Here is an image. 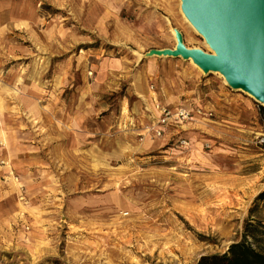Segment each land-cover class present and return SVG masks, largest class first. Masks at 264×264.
Wrapping results in <instances>:
<instances>
[{
    "label": "rangeland",
    "instance_id": "obj_1",
    "mask_svg": "<svg viewBox=\"0 0 264 264\" xmlns=\"http://www.w3.org/2000/svg\"><path fill=\"white\" fill-rule=\"evenodd\" d=\"M31 3L0 43V264H196L264 223V106L150 54L212 53L180 0ZM156 105L212 116L158 136Z\"/></svg>",
    "mask_w": 264,
    "mask_h": 264
},
{
    "label": "water",
    "instance_id": "obj_2",
    "mask_svg": "<svg viewBox=\"0 0 264 264\" xmlns=\"http://www.w3.org/2000/svg\"><path fill=\"white\" fill-rule=\"evenodd\" d=\"M181 12L211 54L190 50L175 31L173 50L150 54L191 60L203 73H219L235 90L264 106V0H180Z\"/></svg>",
    "mask_w": 264,
    "mask_h": 264
},
{
    "label": "trees",
    "instance_id": "obj_3",
    "mask_svg": "<svg viewBox=\"0 0 264 264\" xmlns=\"http://www.w3.org/2000/svg\"><path fill=\"white\" fill-rule=\"evenodd\" d=\"M196 264H264V223L246 221L238 242L232 243L222 254L200 257Z\"/></svg>",
    "mask_w": 264,
    "mask_h": 264
},
{
    "label": "crops",
    "instance_id": "obj_4",
    "mask_svg": "<svg viewBox=\"0 0 264 264\" xmlns=\"http://www.w3.org/2000/svg\"><path fill=\"white\" fill-rule=\"evenodd\" d=\"M36 17L38 14L31 0H0V43L5 41L8 46L17 49L15 45L19 33H25V26L35 23ZM27 147L28 149L24 150L26 156L33 155L36 151L41 152V149H35L34 145ZM29 161H35V158H29Z\"/></svg>",
    "mask_w": 264,
    "mask_h": 264
},
{
    "label": "built area",
    "instance_id": "obj_5",
    "mask_svg": "<svg viewBox=\"0 0 264 264\" xmlns=\"http://www.w3.org/2000/svg\"><path fill=\"white\" fill-rule=\"evenodd\" d=\"M156 109L158 111V130L156 131V135L160 136L162 133V129L167 122L180 123L184 124L192 119V115L195 113L197 115H207L212 116L211 113H204L201 109H196V111L192 112L189 109H186L182 106L169 108L163 105H156Z\"/></svg>",
    "mask_w": 264,
    "mask_h": 264
},
{
    "label": "bare ground",
    "instance_id": "obj_6",
    "mask_svg": "<svg viewBox=\"0 0 264 264\" xmlns=\"http://www.w3.org/2000/svg\"><path fill=\"white\" fill-rule=\"evenodd\" d=\"M189 61H191V60H189ZM192 62V61H191ZM196 66V65H195Z\"/></svg>",
    "mask_w": 264,
    "mask_h": 264
}]
</instances>
